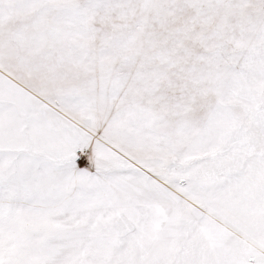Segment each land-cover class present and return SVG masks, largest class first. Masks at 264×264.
<instances>
[{
  "label": "snow or ice",
  "instance_id": "1",
  "mask_svg": "<svg viewBox=\"0 0 264 264\" xmlns=\"http://www.w3.org/2000/svg\"><path fill=\"white\" fill-rule=\"evenodd\" d=\"M0 264H264V0H0Z\"/></svg>",
  "mask_w": 264,
  "mask_h": 264
}]
</instances>
